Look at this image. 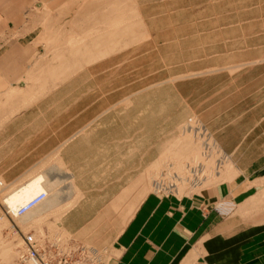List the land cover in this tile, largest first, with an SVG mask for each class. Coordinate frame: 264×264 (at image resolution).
I'll list each match as a JSON object with an SVG mask.
<instances>
[{
  "label": "rangeland",
  "instance_id": "374dc122",
  "mask_svg": "<svg viewBox=\"0 0 264 264\" xmlns=\"http://www.w3.org/2000/svg\"><path fill=\"white\" fill-rule=\"evenodd\" d=\"M23 24L34 54L0 93V264H20L27 234L93 246L107 264L109 249L68 232L66 215L96 209L122 175L161 197L217 187L233 165L216 128L264 112V0H41ZM203 130L227 160L210 162L203 187L171 182L202 161ZM38 176L51 190L28 204L46 197L7 208Z\"/></svg>",
  "mask_w": 264,
  "mask_h": 264
},
{
  "label": "crops",
  "instance_id": "0c3cea01",
  "mask_svg": "<svg viewBox=\"0 0 264 264\" xmlns=\"http://www.w3.org/2000/svg\"><path fill=\"white\" fill-rule=\"evenodd\" d=\"M39 1L0 0V93L17 84L34 54L23 23ZM250 121L214 127L233 165L217 187L161 197L131 189V175H122L96 209L77 206L63 226L106 246L107 264H264V112ZM222 205L230 214L217 211Z\"/></svg>",
  "mask_w": 264,
  "mask_h": 264
},
{
  "label": "built area",
  "instance_id": "2783aa9c",
  "mask_svg": "<svg viewBox=\"0 0 264 264\" xmlns=\"http://www.w3.org/2000/svg\"><path fill=\"white\" fill-rule=\"evenodd\" d=\"M202 142V161H200L195 166L189 165V172L185 175V178L180 177L179 175L172 176L171 182L184 180L189 183L192 189L198 187H203L205 183L208 182L211 178L210 162H214L215 170L221 169L224 162L227 160L225 157V151L217 146L216 141L214 142L211 134L207 133L206 130H203L201 134ZM216 151L219 155L218 158H215ZM219 172H217V175ZM161 182L156 183L157 189L159 191H168L169 193H179L177 184H169L168 186L163 185ZM46 197L45 194L38 196L33 202L28 204L26 207L22 208L19 211V214H24L30 207L39 203ZM220 214L228 215L231 212V209H224L223 205L217 209ZM47 239L38 238L34 234H27L23 239L24 249L20 256V264H104L103 257L100 251L88 245H78L77 249L73 250L70 245L65 244L60 239H54L50 243L44 241Z\"/></svg>",
  "mask_w": 264,
  "mask_h": 264
},
{
  "label": "bare ground",
  "instance_id": "6f19581e",
  "mask_svg": "<svg viewBox=\"0 0 264 264\" xmlns=\"http://www.w3.org/2000/svg\"><path fill=\"white\" fill-rule=\"evenodd\" d=\"M47 180L44 176H38V177L32 179L31 181H29L28 183H26L25 185H23L22 187H20L18 190L14 191L6 199L7 208H9L13 212H18V209L20 207L27 205L30 201H32L40 193H42L44 191L49 192L51 189L49 186L50 184L47 183ZM51 186H52V184H51ZM56 197H58V196L56 195L54 197L53 195H50L46 201H44L42 204H40L37 208L33 209L25 217L26 218L32 217V215H34L35 212L38 211V209H40V207L42 208V206L44 204L47 205L46 203H48V206H49V203L52 205V204L58 202L59 200H57V199H59L60 197L59 198H56Z\"/></svg>",
  "mask_w": 264,
  "mask_h": 264
}]
</instances>
